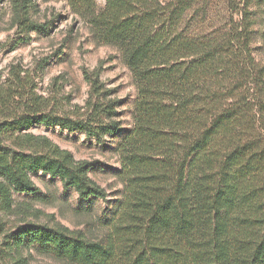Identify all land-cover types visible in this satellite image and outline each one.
Returning a JSON list of instances; mask_svg holds the SVG:
<instances>
[{"label": "trees", "instance_id": "obj_1", "mask_svg": "<svg viewBox=\"0 0 264 264\" xmlns=\"http://www.w3.org/2000/svg\"><path fill=\"white\" fill-rule=\"evenodd\" d=\"M4 0H0V5ZM101 43L118 46L137 97L118 145L124 195L91 240L64 225L26 223L14 245L37 244L72 264H264V0H68ZM32 0H12L20 32L45 31ZM12 67L0 84V201L32 192L31 173L59 177L80 199H104L76 160L34 125L121 131L100 70H84L88 98L54 111Z\"/></svg>", "mask_w": 264, "mask_h": 264}, {"label": "rangeland", "instance_id": "obj_2", "mask_svg": "<svg viewBox=\"0 0 264 264\" xmlns=\"http://www.w3.org/2000/svg\"><path fill=\"white\" fill-rule=\"evenodd\" d=\"M96 4L101 8L104 0H96ZM28 11L31 19L46 23L45 31L20 32L12 0L0 5V84H7L12 67L21 69V75L28 73L31 88L47 98L54 111L69 113L73 106L84 105L89 96L84 70L99 69L105 98L116 102L121 125L118 134L105 136L101 142L87 138L82 131L58 126L34 125L30 129L71 151L76 160L88 161V175L105 190L104 199H80L59 177L36 172L31 173L34 191L12 190L7 209L0 201V264H72L37 244L14 245L11 233L26 223H37L64 225L91 240L106 235L107 221L124 195L118 145L132 128L137 89L118 46L99 42L68 0H32Z\"/></svg>", "mask_w": 264, "mask_h": 264}]
</instances>
